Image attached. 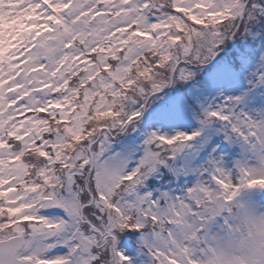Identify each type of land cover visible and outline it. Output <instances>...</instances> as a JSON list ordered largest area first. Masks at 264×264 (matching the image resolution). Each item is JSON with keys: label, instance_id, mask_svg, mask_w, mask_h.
<instances>
[{"label": "snow or ice", "instance_id": "6c2138e0", "mask_svg": "<svg viewBox=\"0 0 264 264\" xmlns=\"http://www.w3.org/2000/svg\"><path fill=\"white\" fill-rule=\"evenodd\" d=\"M0 264H264V0H0Z\"/></svg>", "mask_w": 264, "mask_h": 264}]
</instances>
